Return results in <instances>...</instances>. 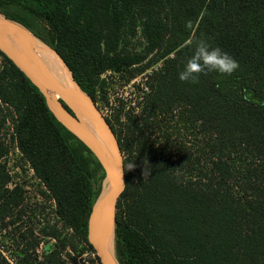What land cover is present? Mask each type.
Segmentation results:
<instances>
[{"label": "trees", "instance_id": "obj_1", "mask_svg": "<svg viewBox=\"0 0 264 264\" xmlns=\"http://www.w3.org/2000/svg\"><path fill=\"white\" fill-rule=\"evenodd\" d=\"M0 13L52 47L95 102L106 97L103 73L136 67L142 74L163 61L147 77L140 113H128L119 130L111 124L125 156L115 219L120 264H264V0H0ZM138 25L145 49L122 50L124 35H135ZM200 39L229 53L239 68L182 82L178 74ZM0 54V129L12 124V139L46 187L42 194L95 252L88 220L105 170L39 88ZM8 150L0 137L2 220L22 202L20 186L8 187ZM44 234L56 248L36 264H69L62 250L70 246L73 261L84 250L56 224ZM32 246L22 248L23 260ZM0 264H10L1 251Z\"/></svg>", "mask_w": 264, "mask_h": 264}, {"label": "rangeland", "instance_id": "obj_2", "mask_svg": "<svg viewBox=\"0 0 264 264\" xmlns=\"http://www.w3.org/2000/svg\"><path fill=\"white\" fill-rule=\"evenodd\" d=\"M145 46L146 39L142 34L141 27L138 25L135 35L129 33L124 35L120 48L134 53L143 51ZM162 63V60L158 61L142 74L136 73V67H132L125 73L107 71L101 75L106 81V97L103 98L101 94H98L95 103L116 129L119 130V128L125 127L128 113L136 116L140 113L141 106L139 102L143 100V97L149 91L146 84L147 77L153 71L159 69ZM5 65L6 62L0 54V72ZM1 106L6 111L5 103H2ZM172 124L175 123L172 122ZM12 135V124L8 122L0 129V137L9 149L3 161L7 165L12 184L18 183L20 186L22 202L18 208L8 210L4 220L0 217V249L5 257L10 264H36L38 261H42L45 255L56 248L55 240L44 234V227L56 224L61 229L63 237L73 240L80 248H84L82 254L77 256V260L73 261L69 254L74 255V252L70 246L66 247L61 253L63 259L69 264H99L100 260L96 251L93 252L86 248L83 242L74 237V232L57 217L53 200L42 194V191L46 190L45 185L34 175L27 161L17 150ZM154 137L152 136V139ZM184 143L187 147L191 146L188 138ZM156 145L162 147L164 143ZM174 151H176V147ZM173 158H177L175 152ZM20 210H22L21 217L10 223V219L17 216L16 214ZM118 211L120 209L116 207L115 212ZM30 243H33V246L28 249L30 260L26 261L23 260L26 255L23 249Z\"/></svg>", "mask_w": 264, "mask_h": 264}, {"label": "water", "instance_id": "obj_3", "mask_svg": "<svg viewBox=\"0 0 264 264\" xmlns=\"http://www.w3.org/2000/svg\"><path fill=\"white\" fill-rule=\"evenodd\" d=\"M13 38L21 40L18 48L12 43ZM35 38L38 37L27 26L0 13V51L39 88L57 119L90 147L105 170L101 193L88 220V241L98 254L100 264H120L115 252V210L126 187L121 145L113 127L93 98L80 87L63 59L46 43L62 60L74 86L61 84L40 61L34 53ZM55 94L60 97L55 99ZM81 116L92 123L105 144L83 123Z\"/></svg>", "mask_w": 264, "mask_h": 264}, {"label": "clouds", "instance_id": "obj_4", "mask_svg": "<svg viewBox=\"0 0 264 264\" xmlns=\"http://www.w3.org/2000/svg\"><path fill=\"white\" fill-rule=\"evenodd\" d=\"M186 27L191 28V22ZM238 68L239 63L229 53L219 46L213 47L206 39H200L178 75L182 82L195 84L199 82L201 73L219 72L231 75Z\"/></svg>", "mask_w": 264, "mask_h": 264}, {"label": "bare ground", "instance_id": "obj_5", "mask_svg": "<svg viewBox=\"0 0 264 264\" xmlns=\"http://www.w3.org/2000/svg\"><path fill=\"white\" fill-rule=\"evenodd\" d=\"M15 47H19L21 40H15L14 38L11 40ZM34 53L40 59V61L48 68L51 74L63 85L65 86H74V83L70 77V73L63 64L62 60L55 53L53 49L48 47L44 41L41 39L35 38L34 40ZM60 96L58 94L54 95V98L57 99ZM83 123L94 133V135L99 139L102 144H105L102 137L95 130L92 123L85 117L81 116ZM100 137V138H99ZM108 189V187H107ZM105 188L104 192L107 190ZM111 251L114 252V250Z\"/></svg>", "mask_w": 264, "mask_h": 264}, {"label": "built area", "instance_id": "obj_6", "mask_svg": "<svg viewBox=\"0 0 264 264\" xmlns=\"http://www.w3.org/2000/svg\"><path fill=\"white\" fill-rule=\"evenodd\" d=\"M13 130V129H12ZM15 143H16V148H17V150H19L20 151V149L18 148V146H17V142H16V140H15ZM20 153L22 154V152L20 151ZM5 157V156H4ZM3 157V158H4ZM4 162V161H3ZM5 163V162H4ZM28 164H29V162H27ZM6 164V163H5ZM7 166V165H6ZM29 166L31 167V165L29 164ZM31 169H32V171H33V173H34V175H35V172H34V170H33V168L31 167ZM8 171V170H7ZM9 173V172H8ZM36 176V175H35ZM38 178V177H37ZM39 179V178H38ZM40 180V179H39ZM41 181V180H40ZM42 182V181H41ZM43 183V182H42ZM16 185H18V183H14V184H12V181H11V178H10V180H9V182H8V187L9 188H14ZM44 185V184H43ZM53 202H54V204H55V201L53 200ZM55 209H56V205H55ZM57 215V214H56ZM58 217V216H57ZM0 251L2 252V254H3V251L0 249ZM4 255V254H3ZM5 256V255H4Z\"/></svg>", "mask_w": 264, "mask_h": 264}, {"label": "flooded vegetation", "instance_id": "obj_7", "mask_svg": "<svg viewBox=\"0 0 264 264\" xmlns=\"http://www.w3.org/2000/svg\"><path fill=\"white\" fill-rule=\"evenodd\" d=\"M67 106V105H66ZM111 124V123H110Z\"/></svg>", "mask_w": 264, "mask_h": 264}]
</instances>
